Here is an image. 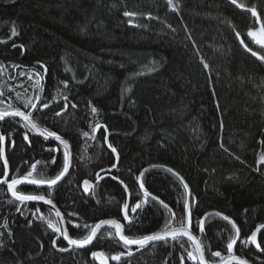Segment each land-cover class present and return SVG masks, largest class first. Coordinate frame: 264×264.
Segmentation results:
<instances>
[{
	"label": "trees",
	"instance_id": "obj_1",
	"mask_svg": "<svg viewBox=\"0 0 264 264\" xmlns=\"http://www.w3.org/2000/svg\"><path fill=\"white\" fill-rule=\"evenodd\" d=\"M237 3L244 7L230 0H0V65L27 67L30 87L37 81L35 72L43 74L42 103L54 98L67 103L59 116L55 112L63 102L39 115L71 146L69 174L53 189L51 200L72 238L88 233L85 224L121 217L128 193L131 203L143 200L137 177L150 165L181 175L191 191L190 203L196 201L194 214L216 210L248 231L264 223V63L240 43L243 39L264 55L247 36L250 29L259 35L264 0ZM252 7L260 23L246 10ZM97 123L107 132L103 127L93 132ZM12 127L9 121L0 123V135ZM29 140L14 136V147L6 153L12 168L40 155L53 157L52 151H42L49 140ZM109 144L118 155L115 167ZM62 161L63 154L58 155L45 175L54 176ZM105 171L116 180L103 177ZM87 178L98 179L84 195L80 184ZM142 182L158 200L149 197L131 220L134 226H125V235L138 238L162 229L169 211L159 201L177 221L185 217L186 192L171 172L150 168ZM5 191L0 185V264H96L94 251L103 252L108 264H179L186 253L169 240L126 254L119 263L108 257L121 252L111 227L91 246L57 250L52 241L61 249L64 243L47 226L49 218L55 222L52 212L39 205L45 219L25 217L23 207L17 212V205L8 203ZM206 222L204 245L225 251L228 225L215 216ZM184 243L191 249L187 238Z\"/></svg>",
	"mask_w": 264,
	"mask_h": 264
},
{
	"label": "snow or ice",
	"instance_id": "obj_2",
	"mask_svg": "<svg viewBox=\"0 0 264 264\" xmlns=\"http://www.w3.org/2000/svg\"><path fill=\"white\" fill-rule=\"evenodd\" d=\"M230 2L233 5H236L237 7L243 8L244 5L238 4L237 0H230ZM169 3H171V0H169ZM247 11L251 12V15L253 17H256L257 23H260V16L255 7L246 9ZM124 15L126 17H134L136 14L132 12H125ZM131 23V20L129 21ZM18 35V32L15 30V27H13L11 31V36L15 37ZM247 36L251 38V40L256 44L259 45V49L261 51H264V24H261L259 29V35L257 34V31L249 30L247 33ZM237 38L240 39V33H237ZM240 43L244 46L246 51L251 52V54L256 57L260 62L264 63V55H258L257 51H253L251 48L248 47L247 44L244 43V40L241 39ZM23 47V45H21ZM39 63V62H38ZM3 66L0 65V68ZM16 67H19L17 65ZM43 67V66H42ZM204 67H208V65L205 63ZM22 75L24 73H21ZM39 75V73H37ZM31 78V77H30ZM65 83V87H67V82ZM36 85H40V80L37 79ZM40 90L39 88L37 89ZM3 93L0 92V96H2ZM65 100H67V97H64ZM36 103L33 102V98L29 97L26 100H23V107L24 109H28L31 107L32 109L37 108V103H41V97L39 95L35 96ZM4 101L0 100V105H3ZM91 104V102H89ZM49 107V103H41V109H45ZM75 107V105H73ZM65 109H62V111H65ZM97 109L92 106L91 112L93 115L97 113ZM61 113L57 112L56 115L59 116ZM6 117H10L13 120H15L16 117H19L20 120L23 122L22 126L25 129H29L33 132H38L40 136H42L45 140L49 139L50 137L54 138L55 140L59 141L60 145L63 147V161L62 166L60 167L59 171L52 177H47L44 173H38L37 172V165L41 163V161H36L35 163L31 164L30 168L31 170L27 171L26 174L19 176V177H12L10 180L8 179L9 172H8V161L5 157V148H4V142H5V136L0 135V159H3V173L2 176H0V184H6L7 185V191L11 194L12 200H9V204H16V211H20V205L26 204V202L29 201H43L45 204L52 205L53 202L51 199H46L44 194H31V193H25L22 190H19V186L21 185H35L37 188H39L42 185H47L49 189H51L53 186L57 185L58 182H60L65 175L69 172L71 161H72V153H71V146L68 142V140L63 139L60 135H57L55 132L49 131L47 128H44L41 130L40 125L36 121V119L33 118V113L31 111H22L20 108L13 107L12 105H8L7 108L0 107V121L5 120ZM104 128L105 132H107V127L104 125H101L97 123L95 127L93 128V132L99 130L100 128ZM84 136H88V133H83ZM9 136H11V133H9ZM23 139L25 141L29 140L28 132H25L23 134ZM92 139H95V136L92 137ZM105 141L107 140V135L104 137ZM14 144V141L12 142ZM30 143V142H29ZM109 148H111V151L113 153L116 152V148L112 147L111 144L108 145ZM48 151H55V149H48ZM261 161L264 162V157H261ZM27 163V162H26ZM51 164H56V158L52 157ZM115 167V165H113ZM169 172H172L174 175H177L173 172V170L168 169ZM35 173V175H34ZM142 175L137 177V180L139 181V187L141 191L143 192L144 199L138 200L135 203V206L131 208V212L135 213L138 209L142 208L144 204L148 203V198L151 197L152 200H158V197L153 196L151 193L145 189L144 184L142 182ZM181 182H183V178H179ZM121 184H123V181H120ZM85 191L88 190L89 187V181L85 180L84 182ZM187 184H184V188L187 189ZM125 192L128 191V186L124 185ZM50 195V193H49ZM18 202V203H17ZM159 203L169 211V216L166 218L163 227L160 231L143 235L140 238H129L123 234V228L124 225L119 223L115 219H105L100 220L98 223L94 225H83L84 228L89 229L88 233L80 239H74L69 236L67 231H62L60 227L57 226L55 222H53L51 219L47 220V226L51 228L54 232H60L61 236L65 241H67V244L69 248L71 246H76L77 248H83L90 244L93 239L96 237L97 233L100 231L101 228L104 226H110L111 228H114L116 230V235L119 236V239L123 242V245L125 247H128L130 245H138L139 248H143L146 245H148L151 242H156L160 240L167 241L168 239L177 241L180 248H184L187 253V259L192 260L194 264H209L208 261L205 259V246L203 245L202 241L198 239L196 235H194L191 231V210L187 203L184 204V211L187 213L186 218L184 216L181 217L179 221L176 220V214L172 212L167 204H164L163 201H159ZM53 207H55L53 205ZM129 204L124 203L123 204V218L125 221L128 222V226L131 228L134 225L132 224V221L129 220ZM39 209H36V212H39ZM35 214V213H34ZM55 215L57 217H61L63 219L61 213L59 211L55 212ZM217 215H221L217 213ZM39 219H45L43 215L38 217ZM225 220H229L228 217H223ZM174 222L178 226H174ZM229 222L232 225V228L235 229L236 236L230 237L229 242L226 245L228 256L224 257L222 256V253L220 251L212 252L211 255L213 257H219V264H248V261L246 259H243L239 256H236L233 254V248L234 245L237 242V238L240 234V229L236 226V224L229 220ZM31 221H29V224ZM75 227L80 228L81 225L77 224ZM261 228H264V225L261 226ZM199 230L200 232L204 231V221L201 219L199 223ZM260 229H257V231L252 232L251 236L248 238L251 244H254L256 246V249L259 251L264 252V248H261V244L257 241V232H259ZM111 234V233H109ZM4 233H0V237H2ZM8 235L10 236L11 233L9 232ZM187 238V241L189 242V247H191L193 250L189 251L188 248H185L184 238ZM53 247H56V240L52 241ZM2 246V245H0ZM60 251H67L68 249H59ZM125 253L121 252L119 254L113 255L111 257L112 260L120 261L121 257L124 256ZM127 255H131V251L127 253ZM91 256L98 259L100 261V264H107V257L103 252L100 251H94L91 253ZM185 257H180V262L183 264Z\"/></svg>",
	"mask_w": 264,
	"mask_h": 264
},
{
	"label": "flooded vegetation",
	"instance_id": "obj_3",
	"mask_svg": "<svg viewBox=\"0 0 264 264\" xmlns=\"http://www.w3.org/2000/svg\"><path fill=\"white\" fill-rule=\"evenodd\" d=\"M16 66L9 65L7 67H3V69H2V71L4 73V75H3L4 82L2 84V88H3L4 93H3L2 96H0V100H3L4 101V104L3 105H0V107L7 108V106L10 104L13 107L20 108L22 111H31L33 113V118L36 119V121L40 125L41 130L44 129V128H48V125L45 122H43V120L41 119L39 113L45 112V113L49 114V112H51L53 110V104L56 107L57 105L60 104V102H63V105L61 106V109L59 111H57V112H60V113L65 112L66 110L65 111H62V109H65V108L67 109V107H66L67 106V103L64 100H58V99L54 98V102L53 103L51 102V104L49 103V107L48 108L41 109L43 89H44V87L41 85V83H42V80H43V82L45 81V79L43 78L44 75L43 74L42 75H37V73L35 72V76H37L36 77V80L37 79L40 80V85L37 86L36 83H33L32 84V87H30L29 83H30L31 79L28 77V76H30V74H28L27 71H26L27 70V67L21 66V65H19V67H16ZM21 73H24V74L22 75ZM16 80H18V82H15ZM20 85H23L22 88H18V90L15 91L16 90V87L17 86H20ZM4 86H5V89H4ZM38 87L40 89L39 91L37 90ZM0 92H2V91H0ZM36 95H39L41 97V103H37V108L36 109H32L31 107H29L28 109H24L22 101L23 100H26L29 97H31V98H33V102L36 103V101H35V96ZM57 112H55V114ZM9 118L10 117H6L5 120L0 121V123H3L5 121H9L14 126V127H12V131L11 132H8L5 135L4 148H5V157H6V159H7L6 153L8 154V151L12 150L13 147H14V144L12 143L14 141V136H16V134H18L19 136H22L23 137V134L25 132H28V136L29 137H35V136L36 137H40L45 142H48L47 140H49V143L42 148V151L43 152H49L48 149H55V151H52L54 153L53 157H55V158L58 155H62L63 154V147L56 140H53V139H50V138L47 139V140H45L43 137H41L39 135L38 132H33V131H30L29 129H25L22 126L23 122L20 120L19 117H16L15 120H12V118H10L11 120H9ZM46 122H47V120H46ZM9 133H11V136H9ZM28 141L30 142V140H28ZM40 156H38V158H33L34 161H32L29 164L28 163H25V165H21V161H20L19 164L16 165V168H12L11 165L8 164V172H9L8 179L10 180L14 176L15 177H19V176H22V175L26 174L27 171L31 170V168H30L31 164L35 163L36 161H41V163L37 165V172L38 173H44V174H46L48 172L49 166L52 165L50 163L51 159L45 160L44 158H41ZM1 161H2V159H1ZM2 163H3V161H2ZM71 164H72V161H71ZM23 170H25V171L22 172ZM34 175H35V173H34ZM103 177L111 178L113 180H116V176L114 177L113 173H111L109 171H105L104 174H103ZM97 179L98 178H95L94 180L93 179H89V178L84 179V181L85 180H88V181H90L92 183L91 188H90V191H89L88 194H84L82 192L84 195H89L94 190V187L96 185ZM102 179L99 177V180H102ZM82 182H81V184H82ZM81 184H80V189H81ZM1 186H3L5 188V190H6L5 192L7 193L8 197L12 200L13 198L9 195V192L7 191V187L5 185H1ZM57 186H58V184L55 185V186H53L51 189H49L48 187H41L40 186L39 188H37V186L22 185V186H19V190L24 191L26 194L27 193H31V194H44L45 197H46V199H51V196H52V194L54 192L53 189L55 187H57ZM25 187L31 188V192L29 190L26 191L25 189H23ZM33 191H36V192L34 193ZM81 191H82V189H81ZM49 193H50V195H49ZM127 197H128V199L126 200V203L129 204V210H128L129 211V220H133V217L137 213V211L135 213L131 212V208L134 207L135 204L130 202L131 195L129 193H128V196ZM190 199H191V191H190V198H189V207H190V210H191V209H194L195 208L196 201L192 200V204H191L190 203ZM26 204H35L36 205V208L35 209L30 208ZM26 204L20 205V208L23 207L22 208L23 209L22 210V214H24L25 217H28V216L31 215L32 218L34 217L36 220L37 219L40 220L38 218V216H41V214L39 215V212H36V209H39V210L41 209L39 205H42L44 208L50 210L44 204H41L39 202H26ZM210 211H216V210H210ZM207 212H209V211H207ZM207 212H205V213H207ZM216 212H218L221 215L211 214V215H208L204 219H203V216H204L205 213L204 214H201V215H196V213L194 214L193 211L191 212V231L198 237L199 240L202 241L203 245H204L205 240H207L206 239V235H207V231H206L207 228L206 227H207V224L208 223L206 221H207V219L210 216H215V217L219 218V220H221L222 222H224V223H226L228 225L229 231L227 233V236H228L227 243L229 242V239H230L229 237H235L236 236L235 229L232 228V225L229 222V220H230V221L234 222L236 224V226L240 229L239 237L237 238V242H236V244L234 245V248H233V254L236 255V256H239V257H241L243 259H246L248 261V264H264V252L257 250L256 249V246L254 244H251L250 241H249V239H248L251 236L252 232H254L255 229L259 225H264V223L258 224L255 227H253L250 231H248V229H244L242 226H240L235 221V219H233V218H231L229 216H226L225 214H222L219 211H216ZM36 214H37V216H36ZM52 214L54 216V221H55V223H57V226H58L57 219H56V217H55V215H54L53 212H52ZM225 216L228 217L229 220L223 219V217H225ZM109 219H115L118 222H120L122 225H124L123 234L125 235V226L128 225V222L125 221L124 218H123V210L121 212V217H119V218H109ZM201 219H203V221H204V231L203 232H200V230H199V223H200ZM63 220H64L65 227H66V219H63ZM67 221H68V219H67ZM69 222H70V220L68 221V223ZM96 223H98V222H96ZM175 226H178V225H175ZM106 228H110V226H107V227L103 228L98 233V235L96 236L95 240L98 238L99 234H102V232ZM55 233L58 234V238H60V240L64 243V248H62V249L68 248L67 244L62 240L59 232H55ZM125 236H127L129 238H133V239L138 238L135 235L134 236L133 235H125ZM95 240L93 242H95ZM117 240H118V242L120 244V250H121V252L125 253V255L129 251H131V253H132L133 251H135V250L137 251L138 249H140L139 246H137V247H130V246L125 247L123 245V243L119 241L118 236H117ZM169 240H171V239H168L167 241H169ZM167 241H164L163 240V241H159V242L149 243L148 245H146L143 248L149 247V246L154 245L156 243H163V242H167ZM257 241L261 244V248H264V228L261 229L257 233ZM91 245H89V246H91ZM226 245H225V251L213 249L212 247H207V246H210V244H207V246L204 245L205 246L204 254H205L206 261H208L209 264H219L220 258L219 257H213L211 255V253L212 252H216V251H220L222 253V256L227 257L228 256V252H227ZM54 248L57 249V250L61 249V248H57V247H54ZM143 248H141V249H143ZM71 249H73V248H71ZM70 250H67V251H70ZM191 250H193V249L192 248L189 249V251H191ZM115 254L116 253H111V254L108 255V257L113 256ZM184 257H185V259H184L183 264H194V262L192 260L187 259V253L184 254ZM121 261H122V259L119 261V263ZM109 262H110V260H109ZM179 264H181V262Z\"/></svg>",
	"mask_w": 264,
	"mask_h": 264
},
{
	"label": "water",
	"instance_id": "obj_4",
	"mask_svg": "<svg viewBox=\"0 0 264 264\" xmlns=\"http://www.w3.org/2000/svg\"><path fill=\"white\" fill-rule=\"evenodd\" d=\"M42 137V136H41ZM50 139H53V140H55L54 138H52V137H50ZM57 141V140H56ZM58 143H59V141H57ZM60 144V143H59ZM109 150H111V149H109ZM113 153V152H112ZM113 155L115 156V166L117 165V163H118V155L116 154V153H113ZM4 158H6V157H4ZM2 161H3V159H2ZM71 167V166H70ZM157 167H159V168H164V169H166V170H168V169H171V168H168L167 166H163V165H150V166H147V167H145L144 169H142L141 171H140V173H139V175H138V177L139 176H141V173H144L146 170H148V169H150V168H157ZM70 170V169H69ZM171 170H173V169H171ZM173 172L174 173H176V174H178L175 170H173ZM69 173V172H68ZM67 173V174H68ZM172 173V172H171ZM67 174L65 175V177L67 176ZM173 174V173H172ZM174 175V174H173ZM175 177H177L178 179L181 177V175L180 174H178V176L177 175H174ZM65 177L62 179V180H64L65 179ZM61 180V181H62ZM60 181V182H61ZM179 181L181 182V180L179 179ZM60 182H58V184L60 183ZM84 182V181H83ZM82 182V184H81V189H82V192L84 193V194H88L89 193V191H90V188H91V185H92V183L89 181V187H88V190L87 191H85V186H84V183ZM137 182H138V185H139V181L137 180ZM181 184H182V186L184 187V184H187L186 182H185V180L183 179V182H181ZM0 185H5L6 187H7V185L6 184H0ZM25 185H27V184H25ZM22 186V185H21ZM32 186H35V185H32ZM188 186V185H187ZM41 187H48L47 185H42ZM185 189V188H184ZM185 192H186V202H187V204L189 205V198H190V189H189V186L187 187V189H185ZM9 195L11 196V194L9 193ZM29 202H39V203H41V204H44L46 207H48L53 213H54V215H55V212L56 211H59L58 210V208L56 207V205L53 203L52 205H49V204H45L43 201H29ZM53 202V201H52ZM53 205L55 206V207H53ZM60 212V211H59ZM218 212H216V211H209V212H207V213H205L204 214V216H203V219L204 218H206L208 215H211V214H217ZM186 216H187V213L185 212V218H186ZM55 217H56V219H57V222H58V227H60L61 228V230L62 231H67V229H66V227H65V223H64V220L63 219H61V217H57L56 215H55ZM103 220H105V219H103ZM120 223V222H119ZM261 226L262 225H259L256 229H255V231H257V229H263V228H261ZM105 227H107V225L106 226H104L103 228H105ZM103 228H101L100 229V231L103 229ZM259 230V231H260ZM99 231V232H100ZM98 232V233H99ZM68 233V232H67ZM98 233H97V235H98ZM193 233V232H192ZM258 233V232H257ZM59 234H60V236H61V233L59 232ZM194 234V233H193ZM96 235V236H97ZM195 235V234H194ZM61 238H62V240L67 244V241H65L64 239H63V237L61 236ZM96 238V237H95ZM95 238L93 239V241L95 240ZM118 239H119V236H118ZM93 241L90 243V244H88L87 246H85V247H83V248H86V247H88L89 245H91L92 243H93ZM119 241L120 242H122L120 239H119ZM160 241H163V240H160ZM156 242H159V241H156ZM123 243V242H122ZM151 243H153V242H151ZM67 246H68V244H67ZM138 245H135V244H133V245H130V247H137ZM71 248H77L76 246H71L70 248H69V246H68V250H70ZM95 261H96V263L97 264H100V261L98 260V259H96L95 258ZM107 264H108V261H107Z\"/></svg>",
	"mask_w": 264,
	"mask_h": 264
},
{
	"label": "bare ground",
	"instance_id": "obj_5",
	"mask_svg": "<svg viewBox=\"0 0 264 264\" xmlns=\"http://www.w3.org/2000/svg\"><path fill=\"white\" fill-rule=\"evenodd\" d=\"M32 67V66H31ZM18 69V68H17ZM19 70V69H18ZM17 71V70H16ZM25 71V70H24ZM19 104V103H18ZM51 104V103H50ZM9 120H11L10 118H9ZM13 120V119H12ZM9 164V163H8ZM64 181H65V179H64Z\"/></svg>",
	"mask_w": 264,
	"mask_h": 264
}]
</instances>
